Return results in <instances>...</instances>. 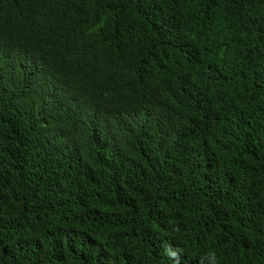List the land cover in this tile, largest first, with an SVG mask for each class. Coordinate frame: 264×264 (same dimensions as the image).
<instances>
[{"label": "trees", "instance_id": "1", "mask_svg": "<svg viewBox=\"0 0 264 264\" xmlns=\"http://www.w3.org/2000/svg\"><path fill=\"white\" fill-rule=\"evenodd\" d=\"M165 244L264 264V0H0V264H172Z\"/></svg>", "mask_w": 264, "mask_h": 264}, {"label": "clouds", "instance_id": "2", "mask_svg": "<svg viewBox=\"0 0 264 264\" xmlns=\"http://www.w3.org/2000/svg\"><path fill=\"white\" fill-rule=\"evenodd\" d=\"M40 39L46 47V59L54 60L55 62L59 61L62 67L73 65L69 71L76 70L77 56L83 51L81 42L73 41L62 30H50L49 32L41 33ZM67 72L62 70L64 76ZM69 95L68 101L71 106L85 107V99L82 94L71 91ZM107 117L109 116L107 115ZM164 254L172 264H181L182 249L173 247L171 244H165ZM205 261H207V264H217L215 252L202 257L200 264H205Z\"/></svg>", "mask_w": 264, "mask_h": 264}]
</instances>
